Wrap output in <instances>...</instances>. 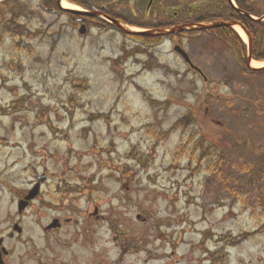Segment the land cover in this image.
Wrapping results in <instances>:
<instances>
[{
    "label": "rangeland",
    "instance_id": "rangeland-1",
    "mask_svg": "<svg viewBox=\"0 0 264 264\" xmlns=\"http://www.w3.org/2000/svg\"><path fill=\"white\" fill-rule=\"evenodd\" d=\"M84 1L137 32L228 17L223 0H156L150 14L152 0ZM249 1L264 14V0ZM3 10L21 23L0 30V228L48 174L45 196L100 188L91 197L106 221L91 231L107 241L109 264H211V254L217 264H264V74L244 72L210 32L151 45L41 0ZM88 206L83 197L65 213ZM37 207L24 219L34 238V219L57 216Z\"/></svg>",
    "mask_w": 264,
    "mask_h": 264
},
{
    "label": "flooded vegetation",
    "instance_id": "flooded-vegetation-1",
    "mask_svg": "<svg viewBox=\"0 0 264 264\" xmlns=\"http://www.w3.org/2000/svg\"><path fill=\"white\" fill-rule=\"evenodd\" d=\"M43 175L46 180L39 187L36 198L29 202L24 209H21V201L31 191L26 190L17 204L15 216L10 218L11 220L15 217V221L11 224L9 222L6 229L0 228V264H26L28 261L35 264H109L107 256L110 251L103 248L107 241H103L100 237H94L91 231L94 222L106 221L101 206L95 204L99 201V198L92 199L91 197L92 194H99L100 188L90 185L71 186L59 192L56 190L54 193H50L51 195L45 196L44 186L50 181L51 177L48 174ZM36 179L33 188L37 185L39 177L37 176ZM83 197L87 198L88 208L81 211L77 208H71L70 212L68 210L69 215L67 216L65 207L67 205H81ZM63 201L66 205L64 208ZM37 205L38 211L54 210L57 216L54 214L45 226L38 222L39 220L43 222L44 213H41L39 220L34 219V222L38 224L35 226L36 229L33 228L34 232L39 233V236L34 238L24 224V219L31 211L33 214H38ZM138 220H140V217H138ZM5 223L7 224V222ZM108 223L105 222V224ZM83 226L85 228L82 231L80 228ZM75 227L80 228H77L76 231ZM70 228L74 229L73 234H68ZM65 237H74L76 242L72 246L69 245V242L62 244V239ZM131 246L133 245H127L126 247ZM76 247L80 250H75ZM32 251L34 252L32 253ZM59 253L63 255L61 259ZM115 253L117 254V251ZM121 260L122 258L120 260L116 258L112 264H119ZM208 261L214 264L211 259H208ZM175 262L181 263L182 261L175 259Z\"/></svg>",
    "mask_w": 264,
    "mask_h": 264
},
{
    "label": "trees",
    "instance_id": "trees-1",
    "mask_svg": "<svg viewBox=\"0 0 264 264\" xmlns=\"http://www.w3.org/2000/svg\"><path fill=\"white\" fill-rule=\"evenodd\" d=\"M20 0H6L2 3H0V16L2 18V25L1 29L3 30H11L16 25H20V17L21 16H15L12 12H10L9 15H7L3 8L8 6L9 9L14 7ZM70 3L76 4L84 8L85 10L91 12L93 11L92 5H89L85 3L84 0H67ZM237 9L234 8V6L231 4L230 0H224V5L226 7V13L228 14V17L223 18L222 16L213 15V14H206L205 16L200 17L196 21V25H204V24H210L213 22L218 21H227V22H234L242 26L250 35L252 41H253V49H252V58L258 62H264V22H261L260 20L264 16V14L257 12L253 9L251 6L249 0H235ZM42 6L48 10H54L56 9L59 13H62L64 15H67L69 17H72V15L65 10H60L57 5V0H41ZM94 6V5H93ZM105 13V12H104ZM108 17H111L109 14H106ZM257 18L259 20L254 19ZM117 19V18H114ZM119 21H122L121 19H117ZM126 23V22H125ZM91 24L97 25L98 27H107L115 29L114 26L107 24L105 21L100 19H92ZM128 25H131L132 27H139L136 25H132L130 23H126ZM109 25V26H108ZM151 29V28H148ZM202 30H195V31H188L186 32L187 35L192 36L197 33H203ZM210 33L214 36H218L223 41H225L233 50L235 53L238 62L241 66V68L246 73H251L254 75H263L264 70L261 71H251L249 70L248 66V57H249V50L248 47L244 44L242 39L239 37V35L234 32L231 28L227 27H221L215 30L210 31ZM135 38L140 39L141 41H144L146 43H153L155 39H151L149 37L140 35L135 36Z\"/></svg>",
    "mask_w": 264,
    "mask_h": 264
},
{
    "label": "water",
    "instance_id": "water-1",
    "mask_svg": "<svg viewBox=\"0 0 264 264\" xmlns=\"http://www.w3.org/2000/svg\"><path fill=\"white\" fill-rule=\"evenodd\" d=\"M58 4H59V5L61 4V0H58ZM73 14H77V13H73ZM88 15H89L90 17H96V16H98V14H88ZM88 15H87V16H88ZM110 21H111L116 27H118L122 32H124L125 34H129V35L133 34V33H131L130 31H128L126 28H124L123 26H121L117 21H114V20H110ZM224 26H225V27H234L235 24H233V23H227V24L220 23V24H213V25H211V26H200V27H198V28H199V29H203V30H204V29H205V30H209V29H215V28L224 27ZM179 31H181V30H180L179 28H177V29H174V30H172V31H168V32H159V33H156V34H154V33H152V32H149V33H144V34H147V35H149V36H167V35H169V34H173V33L179 32ZM86 32H87L86 27L83 26V27L80 29V34L85 35ZM175 51H176L177 53H179V54L182 56V58H183L187 63H190V62H191L190 59H189V57H188V55H187V54H186L181 48L176 47ZM249 62H251V59H249ZM39 181H40V183L44 182V181H45V177L40 178ZM36 192H37V190H36L35 192L30 193V195H29L28 198H27V201L32 200V199L36 196ZM21 207H24V206L21 205Z\"/></svg>",
    "mask_w": 264,
    "mask_h": 264
},
{
    "label": "bare ground",
    "instance_id": "bare-ground-1",
    "mask_svg": "<svg viewBox=\"0 0 264 264\" xmlns=\"http://www.w3.org/2000/svg\"><path fill=\"white\" fill-rule=\"evenodd\" d=\"M4 0H0V2H2ZM63 7L66 8V9H70V10H81L78 6H75V5H72V4H69L68 2L66 1H63L62 3ZM234 30L242 37V39L247 42L248 39H247V36L245 34V32L242 30V28H240L239 26H235ZM134 31V29H133ZM251 66L253 68H256V69H259V68H263L264 67V64L262 63H258V62H252Z\"/></svg>",
    "mask_w": 264,
    "mask_h": 264
}]
</instances>
